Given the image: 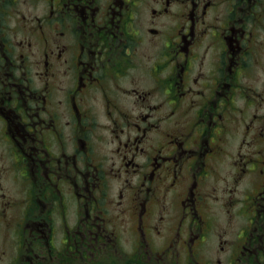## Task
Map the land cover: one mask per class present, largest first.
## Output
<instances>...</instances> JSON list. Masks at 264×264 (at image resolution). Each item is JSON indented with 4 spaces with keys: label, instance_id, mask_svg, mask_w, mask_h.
Wrapping results in <instances>:
<instances>
[{
    "label": "flooded vegetation",
    "instance_id": "obj_1",
    "mask_svg": "<svg viewBox=\"0 0 264 264\" xmlns=\"http://www.w3.org/2000/svg\"><path fill=\"white\" fill-rule=\"evenodd\" d=\"M0 264H264V0H0Z\"/></svg>",
    "mask_w": 264,
    "mask_h": 264
}]
</instances>
